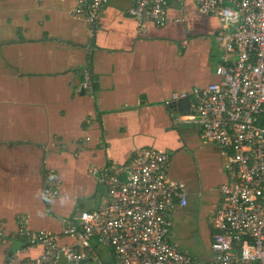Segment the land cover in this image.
Returning <instances> with one entry per match:
<instances>
[{"label": "crops", "instance_id": "crops-1", "mask_svg": "<svg viewBox=\"0 0 264 264\" xmlns=\"http://www.w3.org/2000/svg\"><path fill=\"white\" fill-rule=\"evenodd\" d=\"M85 1L0 0V264L43 251L19 235L21 221L71 245L63 227L106 196L91 168L115 171L143 148L168 155V177L186 186L187 205L171 212L170 240L208 264L227 155L198 128L174 125L171 115L180 114L163 101L217 81L220 22L193 0H169L166 24L139 30L128 15L133 1L109 0L91 24L74 13ZM83 69L94 95L81 88ZM46 169L59 179L53 199Z\"/></svg>", "mask_w": 264, "mask_h": 264}, {"label": "built area", "instance_id": "built-area-1", "mask_svg": "<svg viewBox=\"0 0 264 264\" xmlns=\"http://www.w3.org/2000/svg\"><path fill=\"white\" fill-rule=\"evenodd\" d=\"M108 1L86 0L74 13L95 24ZM132 1L128 15L139 30L166 24L169 0ZM193 1L202 15L220 22L214 37L221 52L217 81L172 94L163 105L189 97L192 114L171 115L173 124L198 128L202 140L227 155L228 181L219 188L220 205L211 216L208 264H264V0ZM82 76V90L94 95L89 71L83 69ZM168 162V155L143 148L115 171L92 167L106 193L100 206L63 227L62 235L74 239L71 245L45 231L30 232L21 221L19 235L43 250L24 264H107L102 250L115 264H199L170 240L171 212L187 205V191L168 177ZM43 175L46 196L53 199L59 179L52 170Z\"/></svg>", "mask_w": 264, "mask_h": 264}, {"label": "water", "instance_id": "water-1", "mask_svg": "<svg viewBox=\"0 0 264 264\" xmlns=\"http://www.w3.org/2000/svg\"><path fill=\"white\" fill-rule=\"evenodd\" d=\"M174 107L176 108L177 112L180 114V115H189V114H192V110H191V100L189 97L179 101V102H176L174 104ZM87 262L84 261L82 262V264H86Z\"/></svg>", "mask_w": 264, "mask_h": 264}, {"label": "trees", "instance_id": "trees-1", "mask_svg": "<svg viewBox=\"0 0 264 264\" xmlns=\"http://www.w3.org/2000/svg\"><path fill=\"white\" fill-rule=\"evenodd\" d=\"M88 264V263H87Z\"/></svg>", "mask_w": 264, "mask_h": 264}]
</instances>
